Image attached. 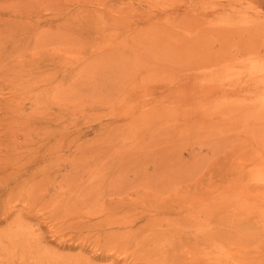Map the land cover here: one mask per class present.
<instances>
[{"label": "rangeland", "instance_id": "obj_1", "mask_svg": "<svg viewBox=\"0 0 264 264\" xmlns=\"http://www.w3.org/2000/svg\"><path fill=\"white\" fill-rule=\"evenodd\" d=\"M71 260L264 264V0H0V264Z\"/></svg>", "mask_w": 264, "mask_h": 264}, {"label": "bare ground", "instance_id": "obj_2", "mask_svg": "<svg viewBox=\"0 0 264 264\" xmlns=\"http://www.w3.org/2000/svg\"><path fill=\"white\" fill-rule=\"evenodd\" d=\"M15 247V246H14ZM64 264H79L77 261L76 262H74L73 260H71V261H69V262H67V263H64ZM82 264H88V263H84V262H82Z\"/></svg>", "mask_w": 264, "mask_h": 264}]
</instances>
